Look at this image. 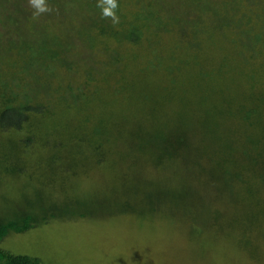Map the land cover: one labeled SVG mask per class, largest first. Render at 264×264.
Instances as JSON below:
<instances>
[{
    "label": "rangeland",
    "instance_id": "374dc122",
    "mask_svg": "<svg viewBox=\"0 0 264 264\" xmlns=\"http://www.w3.org/2000/svg\"><path fill=\"white\" fill-rule=\"evenodd\" d=\"M71 1L62 0L60 3L63 19L53 15L33 19L31 14L26 24L24 21L20 25L6 22V15L14 16L13 7L8 9L10 14L5 12L1 5L4 0H0V70L3 75L6 73L9 76V71L19 69L9 65L19 55L21 57L16 60L24 62L25 66L29 58L33 60V65L38 63V56L32 52L15 54V51H4V48L10 47L9 42L31 34L34 37L28 38V43L37 48L47 41L49 51L57 44H64L69 37L74 49L67 53V58L78 62L83 57L80 65H92L91 69L94 68L95 74L100 75L91 86V93L94 90L97 96L91 97L88 102L91 103L89 113L93 119L104 110L108 114L106 118L113 125L108 128L113 140L105 147L107 160L105 164H95L91 141L83 142L81 146L75 145L72 156L75 161L80 159L77 169L80 175L64 187L60 184L61 178L56 179V183L45 191L56 199H69L76 193L77 197L74 198L79 202L81 199H93L89 213H102L103 217L109 213L110 217L93 220V214H89V218L79 222L53 219L49 224H42L26 233H11L5 242L6 250L38 258L42 264H264V212L259 215L251 239L250 235L229 234L228 223L233 215L231 213L230 216L228 210L224 211L228 209L227 202H217L213 208L219 207L228 216L214 214L203 217L195 204L197 195L191 194L190 200H184V191L188 188L192 190L189 187L192 179L186 180L187 174L182 170L184 160L178 161L182 166L174 164L169 173L166 170L157 179L150 162L157 159L156 152H163L162 147L159 148L161 151L158 147H150L145 153L139 149L141 140L149 143L153 132L165 137L174 135L181 127L191 129L189 124H200V121L206 120L208 112L230 108L231 102V108L238 111L240 105H264L258 100L259 97L256 98L264 93V0H121L120 31L129 29L139 19L142 40L137 47L113 43L108 51L101 42L97 43V47L91 46L88 29L79 33L77 28L75 36L70 34L71 25L73 31L78 22H88L86 25L90 26V17H94L82 2L80 4L79 0H75L71 4ZM26 2L23 8L31 10L28 0ZM197 3L205 10L193 13L191 8L196 7ZM190 12L193 14L190 15ZM19 18L21 20L23 17ZM198 18L194 32L193 26H182L188 19L193 21ZM183 21L182 25L179 24ZM31 22L36 27L30 29ZM43 28L45 33H41ZM182 28L190 35L189 38L180 34ZM15 30L19 31L15 33ZM180 36L187 40H180ZM106 42L103 41L105 46L110 45ZM40 50L43 51L41 45ZM174 57L176 63L172 59ZM48 61L49 69L41 71L37 77L41 82L40 96L44 101L54 100V104L50 107V114L41 118L38 124V143L30 148L33 151L28 162L30 171L24 174L26 177H19L15 181H3L0 177V220H11L10 217H15L14 212L29 210L28 200L31 199L27 196L34 195L29 179L39 177L45 181L44 175H53L54 167L60 171L62 166L73 162L65 159V152L72 153L65 147H70V140L75 139V135L89 139L86 134L91 127L90 123L84 122L86 111L69 107L73 95L64 96L71 94L68 86L56 85L60 77L64 78L65 84L71 83L72 88H76L77 83L82 82V77L78 74L76 79L67 82L66 76L72 78L74 75L70 69L78 70L77 66L61 65L60 59L55 60L57 62ZM174 64L180 69L168 75V68ZM80 69L85 70L84 67ZM23 77L27 80L25 87L28 92L35 91L37 80L33 72ZM169 78L176 82L170 83ZM124 102L127 112L120 106ZM134 108L139 115H132ZM124 115L128 117L126 121L123 120ZM140 117L142 122H136ZM213 121L226 128L224 134H228H222L219 140L207 137V146L212 149L229 146L237 152V160L241 159L246 146L252 148L247 139H257L253 134L259 133L257 125L244 124L239 117L237 119L222 113ZM204 129L199 127L197 138H206ZM138 130L145 136L142 133L138 136ZM5 134L0 135V146L10 150L17 141L13 138L14 134ZM49 141L51 149L43 144ZM259 150L260 146L257 148ZM259 152L264 154V150ZM145 154L152 155L147 157ZM82 174L84 176L81 178ZM23 182L25 186L20 184ZM158 188L164 190L165 198L157 195V204L151 206L145 198L140 200L146 191ZM111 191L118 194L117 200ZM119 196L125 200L129 196L134 203L142 201L137 206L138 211L123 213L117 206L121 202ZM245 199L240 198L245 205L235 217L237 224L246 222L249 214L260 211L254 199ZM105 203L116 207L98 212ZM38 205L37 200V208ZM194 216L196 222L202 225L193 223ZM243 254L245 257L242 260Z\"/></svg>",
    "mask_w": 264,
    "mask_h": 264
},
{
    "label": "trees",
    "instance_id": "16d2710c",
    "mask_svg": "<svg viewBox=\"0 0 264 264\" xmlns=\"http://www.w3.org/2000/svg\"><path fill=\"white\" fill-rule=\"evenodd\" d=\"M79 1L80 4L82 2L83 5L87 7V11L91 12L94 17H90V26L86 25L88 22H86V24L79 22L78 24H75V20L74 24L76 25V27L74 28V31L72 30V25L71 28H69L70 34L72 36H75L77 34V28L79 33L88 29L87 35L88 39L92 43L91 46L93 45L97 47V43L101 42L106 51L111 49L109 46H111L113 43H117L118 46H120L119 44L124 43L125 45L122 46L130 47H137L138 45H140L142 40L140 29L142 25H138L140 24L139 19H137L136 23L130 25L129 29L120 31L119 27H113L109 20H103L100 18V10L96 8L97 0ZM194 1L196 2V0ZM24 2L27 3L26 0H4V2L1 4L2 8H4L5 12L7 11L10 14L8 9L13 7L12 14L14 15H6V22L12 21L15 22V24L21 25L25 21L26 24V19H28V15L32 14V9L29 10L27 7L26 9H24ZM61 2L62 0H48L50 6H52L54 9H58V12H54L50 16L53 15L55 17L63 19L61 11L62 8L60 5ZM74 2L75 0H72L71 4ZM118 3L120 6L121 0H118ZM192 10L193 13L196 11L202 12L205 10V8L197 3L196 7L191 8V11ZM193 13L190 12V15H192ZM118 15H120L119 10ZM19 17H23V21L22 19L20 20ZM47 19L51 24L52 22L50 21V19ZM199 19L200 18L193 21L188 19V22L186 24L182 25L184 21L179 24H181L182 26L191 25L194 29ZM32 27H36L34 22H31L30 29H32ZM219 28L222 29L223 27L220 25ZM92 29H96V33ZM18 31L19 30H15L13 32L16 33ZM43 31L45 33L44 28L42 29L41 33ZM194 31L195 29L193 30V32ZM181 32L182 33L180 34H182L183 36L188 38L190 37V35L183 28L181 29ZM31 36L34 37L31 34L30 36H22L16 41L9 42L10 47L8 49L4 48L5 52L11 53L15 51V54L23 53L24 51L32 52L36 56H38L37 58H39V60H37V64L33 65V60L29 58L28 64H26L25 66L24 62L16 60L21 57V55H19L14 57L15 59L12 60V64L9 63V65H11L12 67L15 66L19 69L12 68V73L11 71H9V76H7L6 73L3 75L0 70V135H2L3 133H6L5 135L7 136H9L10 134H14L13 138H15V140L17 141H14V146L10 150H4L0 146V177L3 181L10 179L15 181L16 179L18 180L19 177L23 179V176L26 177L24 174L30 171V165L28 164V162L32 158L30 153L31 151H33L30 148L38 143V124L40 123L41 118L50 114V107L52 106V104H54V100L49 101V99H45L44 101L42 99V96H40V93L42 91L40 87L41 82L40 77H37L40 76L41 71L49 69L48 59L54 61L60 59L59 64L66 67L77 66L78 70L70 69L74 76L72 78L66 76V78H68L67 82L73 81V78L76 79L75 76L79 74L80 78L82 77V84L77 83V87L72 88L71 83L65 84L64 78L62 79L58 77L60 82L56 83V85L59 84L68 86V90L71 92V94L64 96L69 97L73 95L69 107L73 106V108L75 107V109L77 111L80 110V112L86 111L87 116L84 122L90 123L91 128L89 129L90 132L86 134L89 139L83 138L80 135H75L76 138L73 139L74 141L70 140V147H65V149L72 151V153L65 152V159L73 162L65 164L66 166H62L60 171L58 170V167H54L52 170L53 175H49L48 177L44 175L45 181H42L39 177L29 179L30 181L28 182H32L30 185L32 186L31 188H33L34 192L33 196H27V198L31 199V201L28 200L29 210L14 212L15 217H10L11 220L4 221V218L3 220H0V264H42L40 259L38 258L29 255L13 254L11 252H8V250H6L7 248L5 242L6 240H8L7 238L11 233L13 235L23 234L34 228L42 226V224L47 225L51 221L58 219L63 220V222L74 220H76V222H79L81 220H86L87 218H89V214H93L91 216V219L95 220L103 217L101 213L102 211H110L107 210V208L112 209V207H116V205L109 206L105 203L104 206L101 205L99 207L98 212H100L101 214L97 215L92 211H90V213L88 211L93 199H81V202H79L76 200V198H74L77 197V193L69 199H67L68 197H65L64 199H61V197L60 199H56L53 195H48L45 191L48 186H53L56 183V179L61 178L60 184L62 187H64L66 183L72 182V179H76L77 175H80V173L77 172L80 159L79 161H75V158L72 156L75 153L74 150H76L75 145L81 146L83 142L91 141L90 148L95 158V164H97L98 166L102 165V163L105 164V161L107 160L105 155V147L108 146L113 140L112 133L108 130V128L113 125L111 120L106 118L108 114L104 110L95 119H93L92 115L89 113V107H91V103L88 102V100L95 95L97 96V94H94V90L91 93V86L100 78V75L95 74L94 68L91 69L92 65H80V60L84 61L83 57H81L78 62L72 61L71 59L67 58L69 51L71 49H74V44L71 42L69 37L64 44H57V46L54 47L53 50L49 51L47 41H44L42 44H39L37 48H34L30 43L27 42L28 38H32ZM185 37L180 36L178 38H180V40L186 41L187 39H185ZM104 40L108 41L106 43H109L110 45L105 46L103 43ZM40 45L42 46V50L47 52L46 54L40 50ZM172 59L174 60V63L177 62V59L175 57ZM22 66L24 67L21 68ZM106 66H109V64ZM175 66H177V64H174L168 68V75H172L175 69H180ZM32 67H34L35 69H32ZM81 67H84L85 70H81ZM26 69H29V71ZM34 71H36V73ZM99 71H101L102 73L101 69H99ZM29 72H33V76L36 77L35 79L37 80V83L34 85L35 91L30 92H28L25 87L27 80H25V78L23 77V75L26 76V74H28ZM82 73L83 76H81ZM169 81L170 83L176 82L175 79L171 78H169ZM29 84L32 85L31 82H29ZM16 89H18L20 93ZM37 91H39V94L35 95ZM255 95L257 94L255 93ZM256 98H258L259 101L264 102V93L258 94ZM232 105L233 103L231 102L228 106L230 108H227L229 111L225 108H218L212 113L208 112L205 121H200V124L198 123V125L197 123L195 124V122L192 125L189 124V128L191 127V129H188L187 126L181 127L172 136L169 135L161 137L160 135L158 136L155 134V132H153L150 135L151 141L148 143L147 141L141 140L139 149L140 151H143V153H145L146 151H149L150 147H152L153 149L157 147L159 149L160 147H162L163 152H156V165L155 161L150 162V164H152V173L157 177V179H159L164 172L168 171L169 173L170 170L173 169L174 164L178 163V165L182 166L178 161L182 160L183 162L184 160V162L182 163L184 165L182 166V170H184V174H187L186 180L187 178L192 179L191 182L189 181V187L192 188V190L187 186L188 189H186L183 193L184 200H190L191 194L197 195L195 204L197 209H199L200 212L202 211V213L199 215L203 217H211L214 214L218 215L219 217L221 215L228 216L227 213L224 212L228 210L229 215H233V219L228 223L227 230H229V234H241L243 236L250 235L251 239L252 231L258 223L259 215H263L264 212V154L259 152L261 150H264V105L252 107L240 105V111H238V109L233 110L231 108ZM120 106L125 112H127V105L125 102L120 104ZM239 112L241 113L238 115ZM222 113L229 114L236 117L237 119L239 117V119L242 120L244 124H248L250 126L257 125L256 128H259V133H253L254 136H256L257 141L254 138L252 139V137L247 139L252 148L249 149L248 146H246L243 149L244 153H242L241 159H236L237 152L233 151L229 146L213 149L207 146V143H209L207 137H209L210 139L217 138L219 140L221 135L226 131V128L223 129V127L217 121H213L215 117L221 115ZM136 114L139 115V112H136L134 108V113L132 112V115L134 116ZM127 118V115H124L123 120L126 121ZM135 121L141 123L142 118L140 117ZM201 126L205 128L204 131L207 133L206 138H197V134H200L198 129ZM137 132L138 136L142 133L140 130H138ZM227 134L228 133L224 135ZM142 135L145 136V134L143 133ZM43 144L46 145L45 148L51 149L50 141ZM259 146L261 150L257 151V148ZM159 151L161 150L159 149ZM145 155L147 157H150L149 155L152 154ZM197 156L199 158H197ZM176 172L177 171H175V173ZM62 174L63 176L61 177ZM82 176L84 175L82 174L81 178ZM33 182L35 183L33 184ZM41 183H44V185H42ZM20 184L24 185V182ZM111 192L115 193L113 191ZM129 192L131 193L130 189ZM114 195V199L117 200L118 194L115 193ZM157 195H161L165 198L164 190L158 188L146 191L144 196L140 200L143 201V199L145 198V201H147L148 204L154 206L158 202ZM30 197H32L34 200ZM127 197L128 199L125 200L119 196L118 200H120L121 202H118L119 205L117 206H120L123 213H133L138 211L137 206L142 201H140L139 203H134L133 199H131L129 196ZM241 197H244V199L248 198L250 199V201L254 199L255 205L260 209V211L254 214H249L248 220L246 219V222L237 224L235 221V217L238 212L243 211L244 208L242 207V205H245V202H241ZM37 200L39 201V208H37L36 206ZM217 202L222 204L227 202L232 206L226 203L228 209L222 211L217 206L216 207L218 209H214L213 207ZM143 211L144 210L142 209L141 212ZM105 214L106 217H103V219L101 220L110 217L109 213ZM244 214L248 215L246 212ZM193 223L196 224V226L199 224L202 225L201 223L196 222L195 216ZM244 257L245 255L243 254L241 259L243 260Z\"/></svg>",
    "mask_w": 264,
    "mask_h": 264
},
{
    "label": "clouds",
    "instance_id": "9594fccd",
    "mask_svg": "<svg viewBox=\"0 0 264 264\" xmlns=\"http://www.w3.org/2000/svg\"><path fill=\"white\" fill-rule=\"evenodd\" d=\"M28 6L32 9L33 19L58 12V9H54L49 5L48 0H28ZM96 8L100 10L101 19L109 20L113 27L120 24L118 0H97Z\"/></svg>",
    "mask_w": 264,
    "mask_h": 264
}]
</instances>
